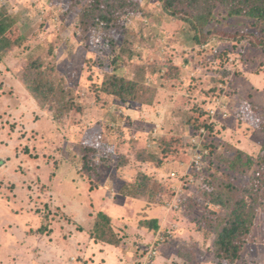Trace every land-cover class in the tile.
I'll use <instances>...</instances> for the list:
<instances>
[{
  "label": "rangeland",
  "instance_id": "1",
  "mask_svg": "<svg viewBox=\"0 0 264 264\" xmlns=\"http://www.w3.org/2000/svg\"><path fill=\"white\" fill-rule=\"evenodd\" d=\"M137 1L140 10L124 18L123 29L114 35V48L105 46L99 53L89 44L90 33L82 31L79 9L67 10L68 0H22L20 7L15 6L19 12L24 8L19 17L0 1V9L16 21L13 28L17 34L26 38L24 48L12 50V68L6 69L0 62V204L13 202L12 213H24L25 208L41 217L23 230L10 208L0 206V264H25L24 244L14 237L22 230L26 245L32 249L30 264L42 261L34 257L33 250L39 249L50 264L78 260L83 264H216L210 252L216 231L203 220V211L208 206L220 209L209 204L194 184H180L186 170L196 172L191 167L194 147L190 140L200 138L196 125L204 122L205 112L210 119L208 108L226 103L227 117L221 119L217 114L215 118L223 120L216 132L220 134L216 142L222 146L218 152L228 156L226 144L235 141L252 156L258 153L264 141L259 128L264 120V52L247 40L264 34L246 18L226 16L218 8L203 31H211L208 41L195 45L196 31L187 21L167 13L162 0ZM238 34L244 39L234 40ZM53 47L58 48L51 54ZM32 60L42 63L43 77L52 84L49 97L39 103L64 136L34 158L28 150L35 148L17 138L22 128L33 126L35 112L31 113L30 107L39 108L31 94L20 88L19 80L31 82L37 76L29 66ZM115 66L117 74L140 80L145 89L143 97L151 101V106L132 102L133 109L122 113L119 110L125 107L121 108L119 101H107L104 94L96 101L95 87ZM169 69L175 73L167 78ZM17 105L14 114L17 120L22 112L20 120L5 119V113ZM11 134L16 141L7 139ZM153 134H162L160 140L171 138L173 150L159 153L158 145L148 143ZM10 144H14L12 153L6 150ZM60 144L70 153L65 155L58 149ZM78 144L97 149L91 157L97 169L90 175L81 170ZM135 148L157 152L163 165L138 161ZM199 150L202 181L208 162H204V146ZM102 156L108 166L100 165L105 163ZM124 156L127 160L120 163ZM171 171L176 177H171ZM139 172L157 185V193L151 189L137 196L122 195L120 188L135 181ZM47 200L71 207L62 212V220H53L50 229L41 233L47 224L44 218L49 220L51 213L58 214L46 210ZM80 208L88 213L83 221L77 213ZM99 211L111 216L113 229L121 239L118 245L92 244L94 217H89ZM46 235L61 240L64 248L57 249L71 255L55 258L54 252L45 251ZM76 243L78 253L71 251ZM195 243H201L203 250L194 249ZM190 248L194 255H189ZM152 249L156 251L153 257L149 256ZM187 253L189 256L180 255ZM232 264H264V226L259 216L240 258Z\"/></svg>",
  "mask_w": 264,
  "mask_h": 264
},
{
  "label": "trees",
  "instance_id": "2",
  "mask_svg": "<svg viewBox=\"0 0 264 264\" xmlns=\"http://www.w3.org/2000/svg\"><path fill=\"white\" fill-rule=\"evenodd\" d=\"M162 6L170 15L180 17L191 25V28L196 31L193 37L195 45L208 41L211 31L207 30L205 33L203 31L208 23L215 18L214 13L218 8H221L226 16L246 18L251 26L259 27L264 34V0H162ZM75 7L79 9V23L84 27L82 31L90 33L89 44L95 52L99 53L102 52L105 46L114 48L112 46L115 43L114 35L123 29L124 18L127 15L135 14L140 10V3L137 0H68L67 10H73ZM65 13L69 14L70 12L65 11ZM15 23L16 21L10 14H6L3 9H0V61H3L6 69L12 68V50L15 47L24 48L26 43V38L17 34L18 31L13 28ZM241 39H244L243 34L234 36V40ZM247 41L249 44L258 46L264 52V35L260 36L259 39L251 36ZM57 48L50 49L51 54ZM115 61L116 58L112 62ZM29 66L32 67L31 70L37 72V76L33 77L31 82L23 81V79L20 81L24 89L31 94L34 104L40 108L38 110L32 108L35 112L32 121L38 119L40 121L39 128H36V130L27 128L17 136L21 139L22 137L25 138V144H31L32 148H35L28 150L30 153L28 155L34 158L40 151L49 150V144H57V142L62 141L64 136L60 135L57 125L54 122L52 123V118H49L48 113L42 109L41 103H39L49 97V87L52 85L44 78L45 76L43 77V70H40L42 69V63L32 60ZM117 70V66H115L105 72L101 81L95 87L94 96L96 101L99 99L100 94H104L107 101L108 99L119 101L121 107H129L132 102L150 105L151 101L143 97L145 89L140 80L126 78L121 74H117ZM174 73V70L169 69L165 75L169 78L173 77ZM5 88L7 89V85H5ZM215 118L216 116L208 120L205 112L204 122L202 121L196 125V129L200 127L207 128L203 146L205 148L204 162L207 161L208 164L203 169L202 181L199 180L201 177L200 172L195 174L193 180L189 183L194 184L196 189L199 188L200 194L206 198L209 204L220 209L206 207V210L203 211V220L206 223L208 222V225L216 231L211 244L212 247H210V252L213 254L216 264L225 262L232 264L240 258L258 216L264 226V141L255 156L247 153L238 143L232 141L231 144H226L227 149L225 151L228 156H225L223 152H218L222 146L218 144V141L216 142L217 136L220 137V134L216 135V132L217 129L221 128L223 120L219 119L217 121ZM259 128L264 133V120L259 122ZM149 134L152 133L149 132ZM161 135H151L148 138L149 145H158L159 153L170 152L173 150V147L169 144L172 139L161 138L163 140H160ZM78 148L80 156H82L80 161L81 170L85 175H90V172L93 173L97 169L95 161L91 158L97 154V149L81 144H78ZM58 149L64 151L65 155L70 153L63 144H60ZM82 150L84 155L81 153ZM133 150L137 160L150 162L156 167L163 165V161L157 152H147L148 150L142 148ZM217 152L219 154L216 155ZM47 155H50V153H47ZM216 158L219 160H216ZM101 160L105 162L100 163L101 166H108L105 157L102 156ZM126 160L124 156L119 162L123 163ZM138 174L139 177L135 181L132 183L126 182L120 188L119 192L122 195H141L151 189L154 190V187L157 186L144 173L139 172ZM51 176L52 173L49 174V177ZM186 181L188 182V179ZM155 192L157 193V191ZM177 199L180 206V199ZM44 207L47 209V204ZM93 217L90 228L91 237L99 243L118 245L121 239L113 229L111 216L99 211ZM153 225L155 228L157 227L156 220H153ZM48 229L50 228L46 225V228H42L40 231L43 233L47 232ZM194 230L200 231L198 228ZM195 244L194 249L203 250L201 243ZM192 252L190 248L189 255H194V252ZM180 255L181 257H184V255L189 256L188 253Z\"/></svg>",
  "mask_w": 264,
  "mask_h": 264
},
{
  "label": "crops",
  "instance_id": "3",
  "mask_svg": "<svg viewBox=\"0 0 264 264\" xmlns=\"http://www.w3.org/2000/svg\"><path fill=\"white\" fill-rule=\"evenodd\" d=\"M1 1V3L4 5V8H6V9H9L10 8V10L11 11H14L15 12V14H16V16H20V12H22L23 13V11H24V8L22 9V10H20V12H19V10H17V8H15V6H17L18 5V7H20V5H21V3H22V0H0ZM14 8V9H13ZM14 12H11V13H14ZM0 62H3V61H0ZM20 81V80H19ZM20 84H21V86H20V88H23V90L26 92V90L24 89V87H23V85H22V83H21V81H20ZM36 105V104H35ZM18 106L19 105H17V106H14V107H12V108H10V110H8L6 113H5V119H13V121H15L16 120V115L14 114L17 110H18ZM144 106H151V105H144ZM130 107V106H129ZM125 107L124 109H120L119 110V112H124L125 110H132L133 108L132 107ZM33 108V107H32ZM32 108L30 107V111H31V113L32 112H34V110H32ZM121 108H123V107H121ZM8 114V115H7ZM19 117L17 118V120L16 121H19L20 120V117L22 116V112H19V115H18ZM14 117H15V119H14ZM33 118L34 117H32V120H33ZM50 118V117H49ZM51 119V118H50ZM31 120V123H33V126H32V128H30V129H35L36 130V128H39V122L40 121H38V122H35V121H32ZM51 121H52V123H53V120L51 119ZM28 127L26 126V127H24V128H22L21 130H20V132L19 133H21L22 134V131H24L25 129H27ZM155 129V128H154ZM19 133H18V135H19ZM9 136V135H8ZM14 138H15V136L14 135H10L7 139L8 140H10V141H14ZM18 138V137H17ZM19 139V138H18ZM21 139V138H20ZM17 139L15 138V141H16ZM22 141H24L25 140V138H23L22 137V139H21ZM15 144V143H14ZM14 144H10V146L9 147H7L6 148V150H7V152L8 153H12L13 152V148H11L12 146H14ZM45 151H49V150H45ZM139 161V160H138ZM141 162V161H140ZM51 198H57V199H60V197L58 196V195H52L51 196ZM24 203H27V202H24ZM13 204V202H9V201H5V202H2L1 204H0V206H8L9 208H10V213L12 214V215H16L17 216V218L18 219H20V224H19V226H20V228L21 229H23L24 230V226L25 225H29V222H34V223H36L38 220H40L41 219V217L39 216V214H31L29 211H27L25 208H24V213H22V212H20V213H18V214H15V213H12V210L13 209H15V205H12ZM56 205H59V204H56V202H54V200L53 201H50V200H47V209H51V211L52 212H57L58 214H54V213H51L50 214V216H49V220H47L46 219V217L44 218V220H43V222L44 223H47V224H45V225H47L48 226V228H50L51 227V223L50 222H53V220H56V221H58V220H62L63 219V217H64V215H63V213L62 212H67L69 209H70V207L71 206H62L61 204L59 205V208H58V206H56ZM19 207V206H18ZM46 209V210H47ZM36 211V210H35ZM77 213H78V216L81 218V221H83L84 220V218H87L88 217V213L87 212H85L82 208H80V209H78V211H77ZM21 215H23V216H21ZM93 217V215H91L89 218L91 219ZM48 223H50V224H48ZM22 230V234H20V235H17V236H15L14 235V237H18V240L17 241H20L22 244H24V258H25V264H30V262H32V260H31V251H32V249H30V247L28 246V245H26V243L27 242H25V238L24 237H22V235L24 234V231ZM13 237V236H12ZM46 238H47V244L46 245H48V246H43V248H44V250L45 251H47L48 250V252H54V256H55V258H57V257H60L62 254L63 255H65L66 257H67V254L69 253H71V252H68L67 250H64V249H57V248H64V247H62L61 246V240H55V239H53V240H51V237H50V235L48 236V235H46ZM89 239V238H88ZM91 240V239H90ZM66 241V240H65ZM96 242L95 244H94V242ZM92 244H94V245H98L99 247H102V245H100V243L98 242V241H95L93 238H92ZM101 244H103V243H101ZM77 243H76V247L74 248V250H71L72 252H75V253H78L77 251ZM109 245V244H108ZM111 246H113V245H111ZM10 247H13V244L10 246ZM60 251L59 253L57 252V251ZM33 252H34V257L38 260V259H40L41 258V262H40V264H50L51 262H48L47 260H45L44 258H42L41 257V255H40V249H39V251H37V250H33ZM36 253H39V256H36ZM71 255V254H70ZM37 260H36V262H37ZM33 263V262H32ZM38 263V262H37ZM53 263H54V261H53ZM39 264V263H38ZM71 264H83L80 260H78V262L77 263H71Z\"/></svg>",
  "mask_w": 264,
  "mask_h": 264
},
{
  "label": "built area",
  "instance_id": "4",
  "mask_svg": "<svg viewBox=\"0 0 264 264\" xmlns=\"http://www.w3.org/2000/svg\"><path fill=\"white\" fill-rule=\"evenodd\" d=\"M217 114L221 116V119H224L225 117H227L228 112L226 109V103H224L221 107L208 108V115H209L210 119L215 117ZM196 132L198 133V136L200 138L196 139V138L192 137L190 140L191 143H193V147H194L192 150V155H191V161L193 163L191 165V167L196 169V172L191 173L189 170H186L184 172L182 177L185 178V180L182 179V183L180 184L183 186H186L189 182H191L193 180L195 174L200 173L198 171L199 165H200V160H201V153H200L199 147H201L203 145V141H204L203 139H204V136L207 132V128L206 127L197 128ZM170 175H171V177H176V173L174 171H171ZM186 179H188V182L186 181ZM155 253H156L155 249H152L149 253V256L153 257L155 255Z\"/></svg>",
  "mask_w": 264,
  "mask_h": 264
}]
</instances>
